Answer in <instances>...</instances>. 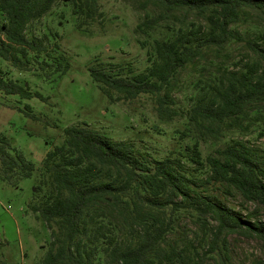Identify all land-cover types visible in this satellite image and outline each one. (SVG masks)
Segmentation results:
<instances>
[{
  "label": "trees",
  "instance_id": "16d2710c",
  "mask_svg": "<svg viewBox=\"0 0 264 264\" xmlns=\"http://www.w3.org/2000/svg\"><path fill=\"white\" fill-rule=\"evenodd\" d=\"M57 0H0V56L20 65V55L30 51L46 52L43 36L28 33V24L45 14ZM166 9L186 8L204 15L207 33L200 29L181 32L173 38L155 39L153 57L147 69L134 77L111 75L89 67V73L104 90H115L133 98L141 93L154 94L160 114L175 109L172 78L180 67L200 56L207 46L222 47L230 38L245 40L263 64L250 62L244 68L229 70L216 78L209 93L190 107L189 119L210 132L222 126H241L249 107L264 101V44L244 39L230 24L237 21L243 7L264 13V0H143ZM73 10L92 17L98 0H72ZM148 18L144 24L152 25ZM57 67L61 66L57 61ZM65 66H67L65 64ZM0 93L20 97L42 96L26 84L7 77L0 70ZM24 112L36 115L25 104ZM64 139L44 155L43 178L46 189L32 208L50 228L49 247L40 264H95L100 249L115 264H205L214 254L220 264L229 250L227 235L239 232L264 240V220L252 218L257 209L243 214L215 193L195 187L178 158L166 155L147 160L136 153L133 142L114 139L83 124H69ZM11 149L14 153H11ZM187 157L208 169L204 181L226 182L249 200L264 206V150L234 138L214 153L202 158L198 142L189 147ZM0 163L4 175L31 176L35 163L21 150L11 147L9 138L0 134ZM114 171L112 173L111 171ZM38 187L42 188L40 183ZM192 212L204 234L200 249L166 248L163 242L179 213ZM118 223H111L109 214ZM107 221H103L102 216ZM137 226L133 240L121 234L122 227ZM259 264H264L258 261Z\"/></svg>",
  "mask_w": 264,
  "mask_h": 264
},
{
  "label": "rangeland",
  "instance_id": "374dc122",
  "mask_svg": "<svg viewBox=\"0 0 264 264\" xmlns=\"http://www.w3.org/2000/svg\"><path fill=\"white\" fill-rule=\"evenodd\" d=\"M73 7L77 6L72 0H57L45 14L28 24L29 34L44 37L47 54L30 51L26 56L20 55V65L0 56V70L5 76L42 95L0 93V134H5L12 148L21 150L35 163L28 177L20 173L4 175L0 163V264H40L49 247L50 228L32 205L46 189V183L40 182L46 151L61 143L64 127L74 123L96 128L114 139L131 140L136 153L144 159L166 155L178 158L187 175L195 178V187L215 193L243 214L257 209L251 217L264 220L262 204L246 199L226 182H205L207 167L196 165L187 157L194 142H198L205 158L234 138L264 150L263 100L249 107L241 126H222L215 133L189 119L190 107L209 93L218 76L250 62L263 64L245 40L230 38L222 47L207 46L200 56L180 67L171 80L174 102L170 106L175 113L165 115L157 111L154 94L128 98L113 89L104 90L89 73V67L132 78L150 65L155 39L173 38L197 28L198 34L203 35L208 31L206 17L191 9H166L143 0H98L97 10L86 19L83 12ZM148 18L156 21L148 26L144 24ZM230 27L244 39L264 44V13L260 10L243 7L239 19ZM57 61L61 66H56ZM25 104L36 117L24 112ZM110 215L111 223H118ZM193 215L179 213L164 247H183L192 252L193 246L200 249L205 245L207 233L203 237ZM137 230V226L126 229L124 225L121 234L133 240ZM227 239L225 264L264 262L263 239L239 232L229 233ZM95 264L115 263L100 249ZM205 264H220L219 256L208 257Z\"/></svg>",
  "mask_w": 264,
  "mask_h": 264
}]
</instances>
